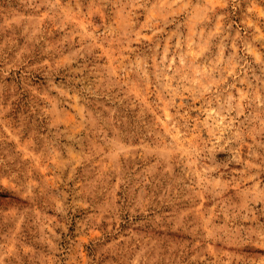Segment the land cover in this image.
Here are the masks:
<instances>
[{
    "label": "rangeland",
    "instance_id": "rangeland-1",
    "mask_svg": "<svg viewBox=\"0 0 264 264\" xmlns=\"http://www.w3.org/2000/svg\"><path fill=\"white\" fill-rule=\"evenodd\" d=\"M0 264H264V0H0Z\"/></svg>",
    "mask_w": 264,
    "mask_h": 264
}]
</instances>
